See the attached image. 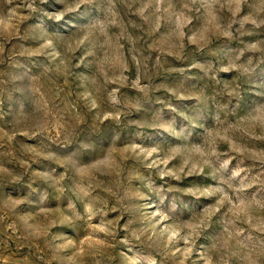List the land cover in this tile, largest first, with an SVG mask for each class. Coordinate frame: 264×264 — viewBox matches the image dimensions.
Returning <instances> with one entry per match:
<instances>
[{"label": "rangeland", "instance_id": "rangeland-1", "mask_svg": "<svg viewBox=\"0 0 264 264\" xmlns=\"http://www.w3.org/2000/svg\"><path fill=\"white\" fill-rule=\"evenodd\" d=\"M0 264H264V0H0Z\"/></svg>", "mask_w": 264, "mask_h": 264}]
</instances>
